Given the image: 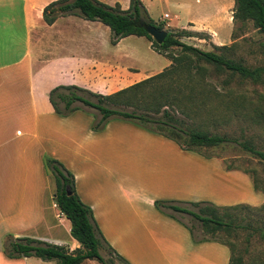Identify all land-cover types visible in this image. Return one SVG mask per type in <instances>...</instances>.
Instances as JSON below:
<instances>
[{
	"label": "crops",
	"instance_id": "obj_1",
	"mask_svg": "<svg viewBox=\"0 0 264 264\" xmlns=\"http://www.w3.org/2000/svg\"><path fill=\"white\" fill-rule=\"evenodd\" d=\"M55 1L0 0V264H57L36 257L8 258L4 245L9 237L69 248L55 235L58 228L71 231V223L47 192L46 156L72 172L76 191L92 209L104 238L131 264L139 263L125 250L122 236L140 227L144 235L150 230L157 236L152 250L158 256L157 264H229L228 247L215 242L195 244L188 225L161 216L155 202L184 200L225 206L237 204L239 201L231 199L238 195H249L253 201L247 203L257 206V200L264 204V194L251 195L253 183L246 185L245 173L228 171L215 161L197 162L192 152L173 144L150 148L144 143L138 147L149 136L147 132L128 130L120 123L93 131L94 111L58 115L49 97L58 86H79L112 95L144 77L130 80L136 70L121 64L126 57L120 50L125 38L113 45L112 32L103 23L70 15L46 24L44 10ZM189 26L198 29L193 23ZM126 133L141 137L120 140ZM163 151L173 154L183 166L176 167L173 158L162 164L156 160L147 163ZM134 158L141 159V170L136 173ZM100 169L102 181L98 178ZM167 181L169 189L163 187ZM243 185L248 186L249 194ZM136 205L147 210L144 219ZM174 239L175 245L171 244ZM70 245L79 247L75 239Z\"/></svg>",
	"mask_w": 264,
	"mask_h": 264
},
{
	"label": "trees",
	"instance_id": "obj_2",
	"mask_svg": "<svg viewBox=\"0 0 264 264\" xmlns=\"http://www.w3.org/2000/svg\"><path fill=\"white\" fill-rule=\"evenodd\" d=\"M234 1V20L237 22L251 21L264 34V0ZM70 15L88 21H98L108 26L112 32L113 45L129 36L146 37L152 43L153 50L162 55H168L171 65L163 72L112 95L93 93L78 86H58L50 92L49 96L58 115L68 117L76 111L90 108L99 115L93 124L94 131L103 130L113 119H122L174 141L184 151L202 153L201 148L235 143L252 157L264 161V151L258 149L252 140L241 142L225 135L210 134L196 127L185 130L176 124L177 119L166 110V108L181 110L186 100L194 101L197 95L195 88L191 85L187 86L188 92L187 89H181L183 86L177 91L174 90L178 82L171 81L173 74L181 73L179 82L184 74H186L187 81H193L196 76L203 79L207 69H204L201 64H205L215 70L227 71L243 79L257 82L262 79L264 68H251L224 55L203 51L181 41V38L198 35L196 32L182 30L177 33L167 30L168 36L164 43L158 44L146 32L144 25L164 30L165 24H156L147 15L140 0H130L128 10H122L120 5L108 6L99 0H57L45 8L43 16L46 24L52 25L59 17ZM175 47L181 49V54L169 56L168 52ZM193 70H195V75L191 73ZM167 78L171 83L163 84ZM206 157L211 158V156ZM44 167L47 174L51 173L55 177V204L70 221V234L80 246L74 252H70L65 247L36 239L9 237L4 245L6 256L11 259L36 257L44 261L54 260L57 264H84L88 260H96L100 264H111V261H108L102 254V251L107 249L111 255L124 264H130L104 238L92 209L81 201L76 191V180L72 172L58 160L47 156L44 157ZM243 173L251 178L255 192L264 194V182L251 177L248 172L243 171ZM155 206L175 219H177L175 214H187L199 221L205 234L208 233L212 237L197 239L193 229L188 226L194 241L198 243L215 242L228 247L231 254L229 264L244 263L241 257L236 256L235 245L217 238V233L225 232L231 235L242 228H247L254 233L264 234V223L262 226L255 227L251 222L246 225L240 222V215L243 211L253 210L264 214V204L258 207L247 204L221 207L209 202H192L182 205L174 201H156Z\"/></svg>",
	"mask_w": 264,
	"mask_h": 264
},
{
	"label": "rangeland",
	"instance_id": "obj_3",
	"mask_svg": "<svg viewBox=\"0 0 264 264\" xmlns=\"http://www.w3.org/2000/svg\"><path fill=\"white\" fill-rule=\"evenodd\" d=\"M140 1L142 2L144 10L147 12V15L156 24H165V31L171 30L178 33L182 30H187L189 32L198 33V35L193 37L181 38L183 43L199 48L203 51L224 55L229 59L243 63L251 68H264V34L261 33L251 21L237 22L234 20V0ZM102 3L111 7L120 5L121 8L127 10L130 7V0H104ZM165 14H168L170 18H165ZM165 22L172 24V26L176 28L167 26ZM190 23H193L198 29H195V27L192 29V27L189 26ZM104 28L107 29V27ZM202 29L206 31H202ZM147 40L148 39L146 38H140L138 36H129L123 40L120 46L121 52L126 55L121 64L129 69L136 70L133 76L131 74L132 78H130V80L143 77V79L146 80L163 72L171 65V60L168 58V55H162L148 47ZM117 50H119V48ZM168 54L169 56H179L181 54V49L177 47L172 48ZM201 65L204 69H207V73L203 76L205 77L203 79L196 76L193 81H187L186 74H184L182 80L179 82L181 73L173 74L174 76L171 77V81L174 82L175 80L176 83H179L175 85L173 88L174 90L177 91L182 86L183 88L181 89H187V86L191 85L197 92L194 101L186 100L185 106L182 107L181 110L166 108L169 114L177 119L178 123L176 124L185 130L196 127L208 131L210 134L225 135L241 142L244 140H252L258 149L264 151V73L262 79L256 82L249 79H243L239 75L227 71L215 70L213 67L205 64ZM191 73L195 75V70ZM171 81L167 78L163 84L167 85L171 83ZM93 100L96 101V99ZM86 109L96 112L90 108ZM128 111L131 110L128 109ZM184 111L186 113H183ZM97 115L96 112V117ZM109 123H120L126 126L128 130L130 128L132 131L133 129H136L149 133V136L144 137V141H141L138 144V147L143 146L144 143L150 148L153 146L161 148L173 144L181 149V147L174 141L142 128L133 122L122 119H113ZM115 129H117V127ZM92 130L94 131L93 126ZM140 137L141 136L136 133L131 134V136L126 133L123 134V138L119 139L136 141L140 139ZM200 151L202 153L192 152V156L196 157L197 162H200L201 160L215 161L220 166L248 172L251 177L253 176L261 182H264V161L252 157L235 143L224 144L213 148H201ZM206 156H211V158ZM172 158L177 163L176 167L183 166L184 163L180 160H176L174 155L168 151L157 153L155 158L148 159L147 163L148 161L151 162L156 160L157 163L162 164L172 162ZM132 161H134L132 162V166L134 167L133 173L140 171L141 159L134 158ZM146 166H148V164H146ZM102 173L103 170L100 169L98 178H100L101 181L103 180V178H101ZM47 175L49 182L47 192L48 194L52 193L54 200L56 192L55 177L51 173H48ZM144 176L147 178L151 177L147 174H144ZM246 180V185H252L249 176ZM166 185H163V187L169 189L168 181ZM248 186L243 185L246 194H249L247 189ZM174 187L175 181L171 182V190L174 189ZM253 191L254 189L251 191V195L253 196H257V194L263 195L261 193H256L255 191L253 193ZM234 200L239 201L235 205L247 204L253 206L252 203H247V201H253L249 198V195H238V197L231 199V201ZM158 201H174L181 203L182 205H185V203H192L184 200ZM256 205L257 206L255 207H258L262 204H258L257 200ZM228 206L234 205H225L221 207ZM188 207L193 209L190 206ZM135 210L140 213L142 216L141 219H144L145 207L136 205ZM157 210L159 214L166 219L170 218L176 222L188 225L193 229L197 239L212 237L208 233L205 234L200 222L190 215L175 214L177 218L175 219L169 216L166 212L158 208ZM242 219L244 220L242 221ZM240 222L245 225L251 222L255 227L262 226L264 223V214L253 210L243 211L240 215ZM131 230V232L125 233L122 236V245L124 247L126 246L125 250L128 252L129 256L139 264H157L159 261L157 258L158 256H155V252L152 251L153 248L155 249L154 239L157 236L151 234L150 230L144 235L145 232L143 227H140L139 229L133 228ZM56 233L57 234L55 235L60 237L65 244H69V248H67L68 251L74 252V250L78 248H73L72 245H70V240H72L73 237L68 229L65 227L58 228ZM216 237L235 245V254L237 257L239 256L242 258L244 264H264V234L254 233L247 228H242L231 235H227L225 232H219L216 234ZM194 243L199 244L195 241ZM171 244L175 245V239ZM102 254L108 261H111V264H124L114 255H111L107 249L103 250ZM213 257H215L214 254ZM124 259L126 258L124 257ZM128 262L130 263V261ZM84 264L100 263L96 260H88Z\"/></svg>",
	"mask_w": 264,
	"mask_h": 264
},
{
	"label": "water",
	"instance_id": "obj_4",
	"mask_svg": "<svg viewBox=\"0 0 264 264\" xmlns=\"http://www.w3.org/2000/svg\"><path fill=\"white\" fill-rule=\"evenodd\" d=\"M144 28H145L146 32L160 45L164 43L165 39L168 36L167 31L159 30L155 26L144 25ZM68 194L69 195L71 194V192L69 191V188H68Z\"/></svg>",
	"mask_w": 264,
	"mask_h": 264
},
{
	"label": "built area",
	"instance_id": "obj_5",
	"mask_svg": "<svg viewBox=\"0 0 264 264\" xmlns=\"http://www.w3.org/2000/svg\"><path fill=\"white\" fill-rule=\"evenodd\" d=\"M165 18H168V15H166Z\"/></svg>",
	"mask_w": 264,
	"mask_h": 264
}]
</instances>
